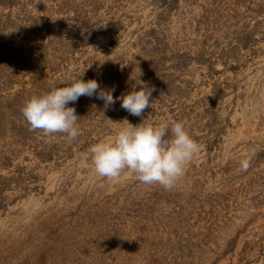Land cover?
Listing matches in <instances>:
<instances>
[{"label": "rangeland", "instance_id": "374dc122", "mask_svg": "<svg viewBox=\"0 0 264 264\" xmlns=\"http://www.w3.org/2000/svg\"><path fill=\"white\" fill-rule=\"evenodd\" d=\"M83 69L114 97L141 71L144 116L199 144L173 190L95 173L141 119L119 100L70 105L75 140L30 130L26 98ZM0 264H264V0H0Z\"/></svg>", "mask_w": 264, "mask_h": 264}, {"label": "clouds", "instance_id": "9594fccd", "mask_svg": "<svg viewBox=\"0 0 264 264\" xmlns=\"http://www.w3.org/2000/svg\"><path fill=\"white\" fill-rule=\"evenodd\" d=\"M126 65V64H125ZM76 72L73 67L69 73ZM85 69L76 75L50 82L49 89L26 98L21 107L22 115L30 125V130H40L44 135L64 134L69 141L79 135L77 121L80 116L70 105L81 96L103 101L104 110L111 108L117 100L130 115L140 117L136 124L126 118L121 120L114 135L93 143L87 150L95 173L103 178H118L125 170L133 173L145 185H159L167 191L175 188L185 173L186 164L200 150L199 144L186 130L183 123L169 119L157 125L144 116L151 107L154 87L130 74V91L118 97L115 89L107 90L95 79L84 80ZM63 85V86H59ZM251 158L240 161L242 171H247Z\"/></svg>", "mask_w": 264, "mask_h": 264}]
</instances>
